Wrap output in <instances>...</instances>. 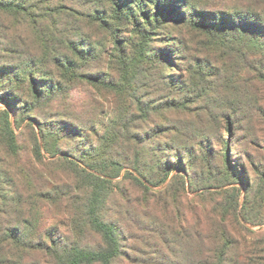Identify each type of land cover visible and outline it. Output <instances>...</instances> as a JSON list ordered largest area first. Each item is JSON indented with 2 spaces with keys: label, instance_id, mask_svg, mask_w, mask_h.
I'll use <instances>...</instances> for the list:
<instances>
[{
  "label": "trees",
  "instance_id": "1",
  "mask_svg": "<svg viewBox=\"0 0 264 264\" xmlns=\"http://www.w3.org/2000/svg\"><path fill=\"white\" fill-rule=\"evenodd\" d=\"M68 1L0 0V105L5 107L0 111V139L16 151L8 110L14 115L21 109L47 115L44 110L51 109L55 100L66 99L76 86L115 93L124 82L139 83L137 86L149 91L156 84L153 106L134 100L142 124L149 128L145 135L148 145L132 163L124 164L127 170L123 180L130 179L148 200L172 190L198 192L196 197L202 206L197 221L210 225L206 233L196 229L192 234L197 255L190 264H239V257L230 253L238 248L241 236L252 239L256 235L244 224L264 225V169L256 172V195L245 169H232L227 153L229 140L223 142L219 175L213 170V158L206 153L213 150L211 138L217 130L231 135L234 130H243L242 124L248 119L264 115V0H230L227 7L216 12L207 10L200 0ZM4 15L11 16L13 27L7 25ZM234 17L239 19L235 21ZM183 29L204 40L199 44L206 53L219 48L222 55L214 63L205 53L202 58H191ZM26 31L36 35L38 55L27 47L23 37ZM158 38L163 40L164 49L151 47ZM191 62L195 73L186 76ZM235 83H243L237 93L244 99L224 101L221 90ZM27 96H32L33 107ZM91 108L98 110L94 106L84 109V113ZM202 111L204 121L195 115ZM56 114L48 121L34 120L37 135L49 153L50 142L55 144L60 138H70L77 149L85 147V155L79 156L84 168L78 166L90 189L84 216L104 244L97 250L67 245L58 258L62 264H112L125 249L119 225L104 221L100 211L112 187L120 185L111 180L119 176L121 164L116 162V172L110 173L107 166L92 161L86 143L90 142V133L97 135L100 126L95 115L86 118L77 113ZM133 126L124 125L119 138L122 142L136 141L132 130L139 127ZM211 128H215L214 134ZM197 149L202 154L199 182L191 171ZM56 151L50 153L51 157L64 152ZM239 185L244 186L243 193ZM9 203L16 201L0 198L1 218L12 216L5 210ZM135 216L144 220L145 214ZM152 221L153 226L159 223L156 218ZM186 227L182 229L184 237L189 236ZM22 236L18 227L0 228V264L9 262L6 250L11 246L10 239L21 241Z\"/></svg>",
  "mask_w": 264,
  "mask_h": 264
},
{
  "label": "rangeland",
  "instance_id": "2",
  "mask_svg": "<svg viewBox=\"0 0 264 264\" xmlns=\"http://www.w3.org/2000/svg\"><path fill=\"white\" fill-rule=\"evenodd\" d=\"M63 1L69 3L68 0ZM200 1L207 5V10L210 12H216L222 6L227 7L231 2L230 0ZM238 4L240 7L244 5L240 2ZM4 17L7 25L13 27L11 16L4 15ZM234 19L237 21L239 18L234 17ZM182 33L191 49V58H202V53H205L208 57H212L210 61L214 63L216 57L222 55L219 48L206 53L205 48L199 44L204 41L201 37L190 34L187 29H183ZM23 37L33 55H38L40 50L36 35L26 31ZM162 41L160 38L154 40L151 47L164 49L165 44ZM190 64L192 66L191 69L188 68L186 76L195 73L194 62ZM138 84L124 82L115 93L110 90L96 91L86 85L76 86L66 99L59 98L54 101L51 109H45L47 115L44 116L23 109L14 115L8 110L11 128L16 136V151H11L0 139V198L6 196L16 203L7 204L8 208L5 210L12 212V216L1 218L3 216L0 215V228L14 226L23 232L21 241L10 239L11 246L6 250L8 264H62L58 255L59 253L61 255L67 245L90 250L104 246L101 236L90 229L84 216V204L90 189L78 166L84 168L79 156L85 155V150L82 149L85 147L77 149L75 147L77 145L73 144L74 141L71 143L70 138H60L55 144L50 142L48 151L57 152L56 150L61 149L64 152L51 157V152L43 148L37 135L35 121L51 120V115L56 113L64 115L77 113L86 118L95 115L96 123L100 126L97 127V135L90 133V142L86 143L92 161L107 166L106 169L110 173L116 172V162L121 164L119 176L111 180L120 185L115 184L116 189L112 187L100 211L104 221L119 225L120 238L125 249L124 254L112 264H190L196 259L197 253L193 243L195 239L192 234L196 229L206 233L210 225L208 222L204 224V220L197 221L202 206L201 200L196 197L198 192L183 193L180 190L178 192L172 190L148 200L130 179L123 180L127 170L124 164L132 163L136 155H139V151L148 145L145 135L149 133V128L142 124L143 120L137 113L138 105L134 100L144 101L148 103V107L153 106L157 100L154 93L157 90L156 84L151 87V91L141 85L137 86ZM242 86L243 83L238 86L237 83L229 84L224 91L221 90L220 97L231 103L235 99L241 101L245 96H240L237 90ZM27 100L31 102L30 107H33L32 96H27ZM198 105L192 108L195 109ZM94 106L98 110L91 108L84 113L86 112L84 109ZM4 109L5 107L0 105V111ZM195 115L200 116L203 121L206 120L203 111ZM111 118L112 124H109ZM126 123L139 127L132 130L136 139L134 142L126 143L119 139ZM194 124L197 127L200 125L196 120ZM242 127L243 130H234L231 135L222 129L214 134L215 128H211L214 134L211 138L213 150L210 149L206 154L209 153L210 158H213V170L219 175L222 171L221 153L225 150L222 147L223 142L229 140L230 148L227 153L232 169L242 171L245 169L254 183L253 192L256 194L258 190L256 172L264 169V115H255L242 124ZM37 141L39 147L36 149ZM195 153L197 159L194 160V168L191 171L195 181L199 182L202 179L200 169L202 154L200 149ZM166 185L167 183L163 187ZM239 187L243 193L244 186L239 185ZM174 209L178 212H174ZM135 214L140 217L145 214L144 220H138ZM153 218L158 219L157 226L150 224L149 220L153 223ZM184 226H187L186 231L183 230L189 234L187 237L182 233ZM244 226L256 235H253L252 239L241 236L236 246L238 248H233L230 254L239 257V264H257V261L259 264H264V225L252 227L244 224ZM237 229L239 230L238 227ZM16 242L21 245L16 246Z\"/></svg>",
  "mask_w": 264,
  "mask_h": 264
}]
</instances>
